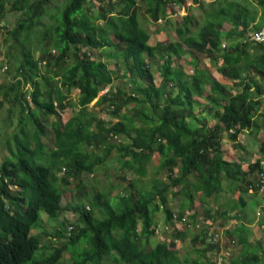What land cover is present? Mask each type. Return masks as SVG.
<instances>
[{
	"label": "trees",
	"instance_id": "16d2710c",
	"mask_svg": "<svg viewBox=\"0 0 264 264\" xmlns=\"http://www.w3.org/2000/svg\"><path fill=\"white\" fill-rule=\"evenodd\" d=\"M186 1L66 0L59 12L52 13V0H11L9 9L22 14L9 32L18 50L17 81L0 88L4 98L19 104V123L24 125L23 113L26 106L29 108L33 127L30 137L39 151L44 147V123L52 117L54 146L46 160H39L29 136L21 139L14 135V151L0 164V264H57L66 249H72L71 264H209L199 258L189 260L165 242L152 244L151 237L157 230L154 213L161 209L165 222L172 226L173 215L181 219L184 206L181 212H173L168 205L169 194H181L192 208L196 192L206 203L224 191H237V198L229 199L228 208L222 210L227 217L246 206L248 198H243L244 194L259 192L254 173L257 169L264 171V140L260 156L248 170L242 169L241 162L224 158L222 142L239 144L240 132H255L261 124L264 135L263 85L251 91L245 76L252 50L259 53L252 67L264 79V48L243 41L249 32L264 25V0H191L200 6L202 22L187 12L175 25L167 7L182 8ZM96 2L94 15L90 5ZM4 3L0 0V21L5 14ZM139 14L162 25L154 31L146 28ZM224 24L229 29L224 30ZM170 29L176 38L167 33ZM34 30L43 42L48 40L38 56L29 46ZM159 31L166 32V38L150 44L152 32ZM224 41L228 44L222 46ZM93 50L118 56L121 61L116 70L93 58ZM197 53L205 54L231 85L220 83L201 67ZM184 55L194 58L191 73L173 67L175 59ZM154 72L161 77L159 83L152 77ZM115 77L124 80L113 86ZM26 84L29 88L24 91ZM106 86L108 92L99 95ZM74 88L79 95L72 102L70 92ZM231 88L238 90L231 93ZM200 99L206 100L208 105L204 107L214 109V121L201 118L190 125L187 120ZM93 100L91 107H98L97 111L88 107ZM68 107L71 114L62 122L61 112ZM99 112H111L117 120L107 124ZM121 137L123 141L112 143ZM94 147L101 152L91 151ZM114 149L122 168L132 172L137 181L147 174L149 160L158 153L165 177H152L147 185L141 183L135 190H130L135 180L128 177L129 187L116 198L106 199L102 193H95L90 203L92 208L102 210L101 218H94L80 202L64 206L61 188L52 181L55 170L63 169V186L70 185L71 178L79 185L82 173H93ZM175 187L179 189L173 191ZM66 208L77 216L78 223L71 233H67L65 224L63 244L39 258L40 240L32 230L41 212L56 217ZM205 213L201 222L215 219L209 209ZM192 217L200 221L195 214ZM228 217L239 220L237 226L225 230L230 241H237L244 249L260 247L248 239L251 220L237 212ZM202 226L192 235V244L205 243L201 249L204 252L217 248V243L206 241L210 225ZM178 232L174 234L181 236ZM221 261L264 264V251L250 250L230 259L223 256Z\"/></svg>",
	"mask_w": 264,
	"mask_h": 264
},
{
	"label": "rangeland",
	"instance_id": "374dc122",
	"mask_svg": "<svg viewBox=\"0 0 264 264\" xmlns=\"http://www.w3.org/2000/svg\"><path fill=\"white\" fill-rule=\"evenodd\" d=\"M66 0H52L50 4V11L52 13H57L61 10L62 5L64 4ZM4 7H5V14L2 20L0 21V85H10L11 83H15L17 81L16 77V65L18 62V53L17 48L14 46L13 38L10 37V31L14 27L16 21L18 18H20V12L12 11L9 9V5L11 3V0H4ZM90 10L92 14H96L97 12V2L93 5H90ZM167 11L171 12L168 17H170V20L175 25L177 23L181 22V15L185 14L187 12H192L194 15V19H196L199 22H202V16L199 12H201V8L199 5L192 3L191 0H187L184 7L178 8L177 6L167 7ZM142 12V10H141ZM140 12V13H141ZM140 22L144 25V27L154 29L158 27L159 25H162L161 21H158L157 23H151L147 16H143L139 14ZM45 22L50 23L53 22V19H44ZM224 30L229 29L228 24H224L223 26ZM173 38H176V35L173 33V31L170 29L167 31ZM167 33L164 31L159 32H152L151 37L149 39L150 44H154L157 40H164L167 36ZM37 32L36 30L32 33L31 42L29 43V46H31L32 51L35 56H38L41 52V47L43 44L48 41H42L40 36H36ZM17 44V43H16ZM222 44H228L227 41H224ZM252 47V46H251ZM253 48V47H252ZM254 49V48H253ZM53 54L55 55L56 52L53 50ZM250 60L248 70L245 72V76L247 77L248 81L250 82L252 88L251 91H254V86L263 85L262 78L258 77V74L255 72V69L252 67L254 63H256L258 59V52H254L250 50ZM92 57L96 60H103L108 64V67L111 70H116L117 64H120V58L118 56L112 55L106 50H93L92 51ZM196 57L199 60V63L201 66H207L210 67V69L215 67H212L210 64L209 59L207 56L203 53H197ZM194 62V58H191L189 56H184L181 59H175L173 63V67H180L183 70L186 69L187 71H190L192 69V63ZM252 64V65H251ZM123 71V70H122ZM120 75V72H118ZM153 78H155V83H159L161 80V77L157 74V72H154L152 75ZM225 81H227L229 85H231L230 81L226 78H224ZM121 80L118 79V77L114 78L113 86L118 84ZM29 88V85L26 84L23 87V90ZM17 90L18 87H15ZM14 89V91H15ZM2 89L0 88V164L1 162L8 156L11 155V152L14 151L15 148V142L13 139L14 135H17L18 138L23 139L25 135L29 136V139L32 141L31 146L35 148V144L32 140L31 133L33 132V127L30 123V119L28 117L29 108L26 106L24 110V125L19 123L18 116H20V106L17 102H13L10 98H4ZM79 95V90L77 88L71 89L70 92V100L72 102L77 100V97ZM26 98L30 102V96L27 95ZM261 98L264 99V95H261ZM96 100V99H95ZM93 100L88 107L92 109L93 111H97L98 107H94L92 103L95 101ZM31 106V104H29ZM199 106H194V110H198ZM71 108H67L63 112H61V119H64L66 117H69L71 112ZM210 114V111H208ZM98 115L102 117L105 122L108 124L112 122L113 116L111 112H99ZM52 120V117H49L47 123H44V130L45 133L42 136V142L44 143V147L42 148V151L36 150V157L39 160H46V157L50 154L51 149L54 146V133L52 130V127L50 125ZM188 123L190 125H194L191 118H188ZM257 130L261 129V126H257ZM239 139L241 141L245 142L249 140V142L252 141V145H248V150H242L241 148H237L235 145L232 144V142L226 140L223 143V155L226 159H233L234 161H239L240 157H243L250 161L252 164L260 156V150L259 148L262 145L263 137L260 135V133L251 136H247L246 132H242L239 135ZM123 141V138L120 139H114L112 140L113 144L119 143L120 141ZM250 146V149L248 148ZM222 147V149H223ZM91 151H95L100 153L101 151L94 147L90 148ZM250 153V154H248ZM248 154V158H246ZM118 153L116 152V149L110 152V154L103 160L101 164H99L95 171L93 173H82L81 175V183L79 185L76 184V180L71 178L70 185L63 186L60 182V177L63 174V169L58 170V168L55 170V174L52 177V181L61 188L59 190L62 192V199L61 202L64 206H72L76 202L81 203V208L88 209L91 211L93 217L95 218H101L103 216L102 210L98 209L97 207L91 206L90 201H92L93 196L95 193L99 192L102 193L104 198L110 199V198H116L118 194L120 195L122 191H126V187H129L128 182L130 179H134V186L130 188V190H135L141 183H144L145 185L148 184L150 179L152 177H161L164 178L166 175V170L160 167L161 163V156L158 153H154L151 160H149L147 164V174L137 181L136 177L132 172L127 171L126 169H123L120 165V162L117 159ZM247 164V163H246ZM242 166L246 168L245 163H242ZM258 171V169H257ZM257 171L255 173V176H257ZM54 173V172H53ZM176 173V171H174ZM178 173V172H177ZM227 182H225L226 184ZM12 192H17L15 186H10ZM179 189V187L172 188L173 191ZM252 192V189L249 190V193ZM238 196L237 191H224L220 194V196L216 197L215 199H209L206 200V203L202 202V195L200 192H196L194 195V201L192 204V208H189L187 205V201L185 198L182 197L181 194L177 195H171L169 194V202L168 205H170L173 212H181L180 207L184 206L183 212L180 214V217L182 219H179L176 217H173V225L170 226L165 222V215L161 209L156 211L154 213V219L156 221V228L154 235L151 237L150 242L153 244L155 242H165L167 245L173 247L175 250L179 251L181 255L187 257L189 260H197L198 258L203 261L207 262L209 264H214L217 257L221 255L230 259V258H237L240 255L247 253L248 251H258L259 249H262L264 251V189L261 191H257L256 197H253L252 195H243V198H248L246 200V206L240 207L241 209L239 211L234 210L231 211L229 214L238 213L241 216L245 217L246 220H251L255 225H258L260 228V239L263 244H260V247H250L247 249H244L240 243L237 241H230V239L225 235V230L237 226V223L239 220L230 218L228 216L222 215V210L227 209L229 205V199L233 198L236 199ZM253 197V198H250ZM250 198V199H249ZM258 199V203L257 200ZM257 205V206H256ZM89 207V208H88ZM256 207V208H255ZM251 208H255V210L252 211ZM210 211V213H215V219L213 221L211 220H205L204 222H195L193 221L192 215L195 214L197 219L200 221H203L201 218H206L205 210ZM241 212V213H239ZM256 216V217H255ZM184 220V221H183ZM190 222L188 225H185L184 222ZM193 221V222H191ZM76 225L78 223L77 216L68 208L61 212L56 217H49L47 216L43 211L40 214V217L37 221V223L33 227V234H36V236L40 240V248L38 250V257H45L49 255L53 249L56 246H60L63 244V242L66 240V238L63 235V226L68 224ZM204 223L210 224V230L213 231V233H217L218 235H215V238L219 239L216 243L218 244V247L215 248L211 247L210 251L204 252L202 247H204L205 243H197L192 244V235L194 233H199L202 225ZM199 225L198 227L196 225ZM179 231L178 233H181V236H178L177 234H174V231ZM257 234H252L249 238L255 239ZM263 235V237H262ZM248 238V239H249ZM208 242V240L206 239ZM174 243L172 245L171 243ZM226 249V250H225ZM71 251V252H69ZM225 253V254H224ZM36 256V253H35ZM37 257V256H36ZM72 249H66V251L62 252L61 257L59 258V261L57 264H71L72 262ZM223 263V261L221 262ZM106 264H110V262H106ZM217 264V263H216Z\"/></svg>",
	"mask_w": 264,
	"mask_h": 264
},
{
	"label": "crops",
	"instance_id": "0c3cea01",
	"mask_svg": "<svg viewBox=\"0 0 264 264\" xmlns=\"http://www.w3.org/2000/svg\"><path fill=\"white\" fill-rule=\"evenodd\" d=\"M185 56V55H184ZM183 56V57H184ZM182 57V58H183ZM201 67H203V66H201ZM204 68H206L209 72H210V74H211V76L214 78V79H216L217 81H219L220 83H223V84H229L227 81H225V77H223L220 73H218L217 72V70L214 68V70H213V68L212 69H210V67H205L204 66ZM184 71H185V73H191L192 72V69L190 70V71H187L186 69H184ZM122 73V71H120V74ZM118 79H120L121 81L122 80H124V79H122L121 77L120 78H118ZM227 79V78H226ZM229 80V79H228ZM230 81V80H229ZM230 83H231V81H230ZM209 87L207 86V89H208ZM238 89L237 88H231L230 89V92L231 93H235L236 91H237ZM198 102H199V104H197L196 106H199L198 107V110H196V108H195V110L193 109L192 110V116L190 117L191 119H192V121H193V123L194 124H197V120L198 119H201V118H207L208 119V122H212V121H214V118H215V116H214V109L212 110L211 108L212 107H204V106H207L208 104H207V102H206V100L205 99H200V100H198ZM208 111H210V114L208 113ZM69 117H66V118H64V119H62V122H65L67 119H68ZM117 120V118L115 117V116H113V120H112V122H110V123H108V124H111V123H113V122H115ZM261 123H262V121H261ZM261 127H262V124L260 125ZM257 131V132H256ZM255 132L252 130H245V131H242V132H246V134H247V136L249 135V136H251V135H255V137H256V134H258V133H260V135L263 137V140H264V135H263V128H261V129H259V130H256ZM242 132H240V133H242ZM240 133L238 134V143L239 144H236L235 146L237 147V148H241L242 150L244 149V150H248L247 149V146L248 145H252V141L251 142H249V140H247L246 142H245V144H244V142L243 141H241L240 139H239V135H240ZM226 140H223V142H222V147H223V143L225 142ZM249 149H250V146L248 147ZM223 150H224V147H223ZM248 154H250V153H248ZM248 154L246 155L247 157L246 158H248ZM224 156V155H223ZM224 158H225V156H224ZM226 159V158H225ZM240 160L239 161H237V162H241V167H242V169H244V170H248V167H249V164H252L250 161H248L247 159H245V158H243V157H240L239 158ZM262 159H264V158H262ZM227 160H229V159H227ZM256 160V159H255ZM231 161H234L233 159H231ZM242 163H245V165H246V168L245 167H243L242 166ZM247 163V164H246ZM254 163V162H253ZM255 173H256V171H255ZM254 173V174H255ZM250 227H251V229H252V234H257L256 235V237H255V239H252V238H249V241L250 242H252L253 244H263L262 243V241H261V239L259 238L261 235V233H260V228L258 227V225H255L254 226V223L252 222L251 224H250ZM262 232V231H261ZM251 234V235H252ZM250 235V236H251ZM262 237H263V235H262Z\"/></svg>",
	"mask_w": 264,
	"mask_h": 264
},
{
	"label": "built area",
	"instance_id": "2783aa9c",
	"mask_svg": "<svg viewBox=\"0 0 264 264\" xmlns=\"http://www.w3.org/2000/svg\"><path fill=\"white\" fill-rule=\"evenodd\" d=\"M178 7V6H177ZM243 41H249L252 44H259L264 48V25L261 26L259 29H256L254 31H251L247 34V36L243 39ZM224 46V44H222ZM109 87L107 86L103 92H107ZM263 95H264V82H263ZM261 164L264 165V159H262ZM256 177V184L254 183L255 186L259 187V191L264 189V171L263 170H258L257 171V176ZM175 217V215H173ZM184 221V220H183ZM210 225V224H208ZM197 227L199 226L198 224L196 225ZM211 226V225H210ZM72 226L68 227V233L71 231ZM215 235H218L217 233H213V231L210 230V227L207 230L206 233V238L209 242H217L219 239L215 238ZM226 250V249H225ZM223 252V251H222ZM222 252L219 257L215 260V264H221L222 260ZM225 254V253H224ZM226 256V255H225Z\"/></svg>",
	"mask_w": 264,
	"mask_h": 264
},
{
	"label": "clouds",
	"instance_id": "9594fccd",
	"mask_svg": "<svg viewBox=\"0 0 264 264\" xmlns=\"http://www.w3.org/2000/svg\"><path fill=\"white\" fill-rule=\"evenodd\" d=\"M106 87H107V86H106ZM106 87H104V88L100 91L99 95H100V94H105V93H106V92H103L104 89H105ZM108 87H109V86H108ZM107 92H108V91H107ZM92 104H93V103H92ZM61 121H62V119H61ZM10 188H11V187H10ZM88 208H89V207H88ZM173 217H174V216H173ZM181 219H182V218H181ZM191 222H192V221H191ZM199 222H201V221H199ZM184 223H185V225H188L190 222H186V221H185ZM66 226H67V233H68V227H69V226H72V229L74 228V225L71 224V223L68 224V225H66ZM72 229H71V230H72ZM69 233H71V231H70ZM206 239H207V238H206ZM208 242H209V241H208ZM209 243H216V242H209Z\"/></svg>",
	"mask_w": 264,
	"mask_h": 264
}]
</instances>
